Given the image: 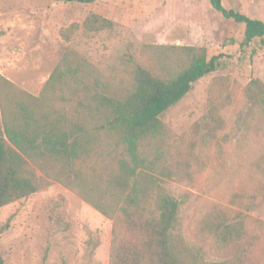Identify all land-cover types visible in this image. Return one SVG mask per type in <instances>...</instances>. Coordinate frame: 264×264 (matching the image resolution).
I'll list each match as a JSON object with an SVG mask.
<instances>
[{"label": "rangeland", "instance_id": "rangeland-1", "mask_svg": "<svg viewBox=\"0 0 264 264\" xmlns=\"http://www.w3.org/2000/svg\"><path fill=\"white\" fill-rule=\"evenodd\" d=\"M222 3L264 21V0ZM92 13L113 27L87 30ZM245 30L210 0H0V73L40 96L61 69L44 109L90 127L93 95L132 89L138 65L172 78L190 63L192 47L208 59L220 55L217 69L161 115L164 131L141 143L153 162L141 183L152 206L161 193L179 200L171 244L183 264H264V89L249 93L251 80L264 83V37L241 46ZM125 147L101 131L75 163L71 187L54 177V162L37 168L47 183L0 209V227L10 220L0 235L6 263L110 264L114 219L94 205L119 215L111 178Z\"/></svg>", "mask_w": 264, "mask_h": 264}, {"label": "trees", "instance_id": "trees-1", "mask_svg": "<svg viewBox=\"0 0 264 264\" xmlns=\"http://www.w3.org/2000/svg\"><path fill=\"white\" fill-rule=\"evenodd\" d=\"M61 1L92 3L97 0ZM210 2L226 18L246 25L241 46L264 37L263 20L227 9L222 0ZM113 25L112 20L95 13L84 22L90 31ZM190 50L193 51L190 63L172 78L155 76L138 65L132 89L120 94L95 93L85 116L93 122L90 127L84 121L69 120L64 112L44 109L45 91L62 75L61 69L52 73L40 96L21 89L0 73V209L30 196L47 183L37 173V168L46 170L44 162L59 165L54 177L66 186H73L78 178L75 163L89 156L90 144L105 130L126 145L125 155L119 159L118 169L111 178L116 197L121 201L119 215L114 218L102 205H94L114 219L110 264H183L171 244L180 202L169 193H161L156 206L148 204L150 193L142 186L141 178L153 162L147 163L140 147L145 139L164 131L161 115L183 99L195 82L217 69L220 55L208 59L205 49L196 51L192 47ZM254 86L264 89V83L255 78L251 80L249 93ZM80 104L87 106L82 101ZM9 226L10 220L0 227V235ZM0 264H7L1 251Z\"/></svg>", "mask_w": 264, "mask_h": 264}]
</instances>
